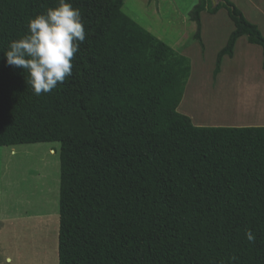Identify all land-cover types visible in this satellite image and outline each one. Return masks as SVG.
I'll return each instance as SVG.
<instances>
[{"label":"trees","instance_id":"16d2710c","mask_svg":"<svg viewBox=\"0 0 264 264\" xmlns=\"http://www.w3.org/2000/svg\"><path fill=\"white\" fill-rule=\"evenodd\" d=\"M236 41L264 36L229 0ZM124 0H70L86 39L72 76L36 96L7 65L9 41L59 0H0V147L58 143V264H264V126H195L177 111L190 61L121 11ZM256 236L254 243L245 231ZM234 258V259H233Z\"/></svg>","mask_w":264,"mask_h":264},{"label":"rangeland","instance_id":"374dc122","mask_svg":"<svg viewBox=\"0 0 264 264\" xmlns=\"http://www.w3.org/2000/svg\"><path fill=\"white\" fill-rule=\"evenodd\" d=\"M197 2L124 0L121 11L189 59L179 113L193 123L215 124L203 126L264 125V71L257 53L244 59L246 39L241 37L234 47L239 58L224 57L214 76L216 54L233 24L224 9L215 17L202 12L198 41L190 20ZM59 148L58 143L0 147V260L11 256L12 264H58Z\"/></svg>","mask_w":264,"mask_h":264},{"label":"clouds","instance_id":"9594fccd","mask_svg":"<svg viewBox=\"0 0 264 264\" xmlns=\"http://www.w3.org/2000/svg\"><path fill=\"white\" fill-rule=\"evenodd\" d=\"M86 35L80 9L70 0H59L57 7L28 20L24 36L9 41L4 53L6 63L26 70L27 83L36 96L50 93L72 76V61ZM245 236L251 243L256 240L251 230H246ZM0 264H12V257H4Z\"/></svg>","mask_w":264,"mask_h":264},{"label":"crops","instance_id":"0c3cea01","mask_svg":"<svg viewBox=\"0 0 264 264\" xmlns=\"http://www.w3.org/2000/svg\"><path fill=\"white\" fill-rule=\"evenodd\" d=\"M230 1L234 5L236 4L237 8L239 7L238 9L242 12L244 17L249 22L255 24L258 27V29L260 30V32L262 33V35L264 36V0H238V1L237 0H230ZM219 12L220 11H218L215 15H212V16H214V17L217 16V14ZM244 46H245V48H242L243 53H241V55H242V57L244 59H245V57H252L253 55H256V53H257V55H258V57H256L257 62L259 63V61H262L261 49L260 50H258V49L255 50L256 48L250 47L249 44L247 43V41L244 43ZM254 51H257V52H254ZM259 52H260V54H259ZM236 58H239V54L236 52V55H235L234 52H233V59L232 60L235 61ZM181 114H184V115L188 116L190 118L191 122H192V118L188 114H185V113H181ZM193 120L195 121L194 117H193ZM192 124L195 125V126H203L202 124L215 125V124H212V123L199 122V121H195L194 123L192 122ZM205 126H209V125H205ZM242 126H244V125H242ZM250 126H264V125H250ZM0 221L3 222V220H0Z\"/></svg>","mask_w":264,"mask_h":264},{"label":"water","instance_id":"95a60500","mask_svg":"<svg viewBox=\"0 0 264 264\" xmlns=\"http://www.w3.org/2000/svg\"><path fill=\"white\" fill-rule=\"evenodd\" d=\"M211 1V3H212V6L214 7L216 4H218V0H210Z\"/></svg>","mask_w":264,"mask_h":264}]
</instances>
